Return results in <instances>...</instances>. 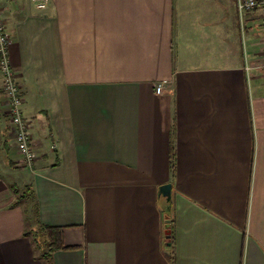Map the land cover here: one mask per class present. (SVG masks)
Segmentation results:
<instances>
[{"label": "crops", "instance_id": "1", "mask_svg": "<svg viewBox=\"0 0 264 264\" xmlns=\"http://www.w3.org/2000/svg\"><path fill=\"white\" fill-rule=\"evenodd\" d=\"M0 12L36 155L18 151L0 74V264H264L263 6ZM40 225L63 229L51 263Z\"/></svg>", "mask_w": 264, "mask_h": 264}, {"label": "built area", "instance_id": "2", "mask_svg": "<svg viewBox=\"0 0 264 264\" xmlns=\"http://www.w3.org/2000/svg\"><path fill=\"white\" fill-rule=\"evenodd\" d=\"M38 8L47 7L49 0H31ZM264 7V0H238V9L252 11ZM10 40L0 12V74L3 79L4 107L10 119V133L14 138L24 163L32 168L36 155L31 145L29 125L23 114V98L15 80V74L9 55ZM163 85H158L157 93L161 94Z\"/></svg>", "mask_w": 264, "mask_h": 264}, {"label": "trees", "instance_id": "3", "mask_svg": "<svg viewBox=\"0 0 264 264\" xmlns=\"http://www.w3.org/2000/svg\"><path fill=\"white\" fill-rule=\"evenodd\" d=\"M33 241L41 258L51 263L54 253L65 250L63 229L40 225V228L34 232Z\"/></svg>", "mask_w": 264, "mask_h": 264}, {"label": "water", "instance_id": "4", "mask_svg": "<svg viewBox=\"0 0 264 264\" xmlns=\"http://www.w3.org/2000/svg\"><path fill=\"white\" fill-rule=\"evenodd\" d=\"M161 192L163 193V195L170 197V195H171V185H167L165 187H162L161 188Z\"/></svg>", "mask_w": 264, "mask_h": 264}, {"label": "rangeland", "instance_id": "5", "mask_svg": "<svg viewBox=\"0 0 264 264\" xmlns=\"http://www.w3.org/2000/svg\"><path fill=\"white\" fill-rule=\"evenodd\" d=\"M17 184H18V186L20 187V180H19V179L17 180Z\"/></svg>", "mask_w": 264, "mask_h": 264}]
</instances>
